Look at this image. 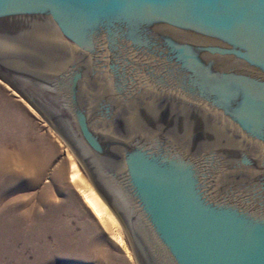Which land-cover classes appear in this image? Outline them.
I'll list each match as a JSON object with an SVG mask.
<instances>
[{
	"label": "water",
	"instance_id": "obj_1",
	"mask_svg": "<svg viewBox=\"0 0 264 264\" xmlns=\"http://www.w3.org/2000/svg\"><path fill=\"white\" fill-rule=\"evenodd\" d=\"M0 78L138 264H264V0H0Z\"/></svg>",
	"mask_w": 264,
	"mask_h": 264
},
{
	"label": "rangeland",
	"instance_id": "obj_2",
	"mask_svg": "<svg viewBox=\"0 0 264 264\" xmlns=\"http://www.w3.org/2000/svg\"><path fill=\"white\" fill-rule=\"evenodd\" d=\"M0 88L20 98L1 78ZM20 99L36 123L27 117L24 127L0 128V156L10 161L0 173V264H138L113 211L109 208L115 221L100 220L70 181L69 164L76 161L80 175L93 185L68 144ZM29 163V175L39 177L28 186L24 168ZM10 216L19 227L6 226Z\"/></svg>",
	"mask_w": 264,
	"mask_h": 264
},
{
	"label": "bare ground",
	"instance_id": "obj_3",
	"mask_svg": "<svg viewBox=\"0 0 264 264\" xmlns=\"http://www.w3.org/2000/svg\"><path fill=\"white\" fill-rule=\"evenodd\" d=\"M10 161H9V159L6 157V158H4V157H1L0 156V173L3 171V170H6V165H7V163H9ZM29 162V160L27 161V163ZM30 165H32L31 163H29V164H26L25 165V171H24V176L26 177V180L27 181H29V184H28V186L29 185H32V184H34L36 181H38V177H39V173H36V174H33V176H31V175H29V171H30V169H31V167H29ZM70 175H69V179H70V181H72V183H73V186H75L78 190H79V192H80V194H81V196H82V198H83V200H84V202L87 204V206L96 214V216L98 217V218H100V220L101 219H103V218H109V219H112L113 221H115L116 219V217H114V214L112 213V211H110V209H109V206L106 204V202L102 199V197L95 191V189L89 184V182H87L81 175H80V172H79V167L77 166V163H76V161H71L70 162ZM8 167H9V165H7ZM15 173H17L16 171H15ZM25 173L27 174V175H25ZM23 175V174H22ZM30 177V178H29ZM43 199V198H42ZM29 200V199H28ZM27 201V200H26ZM34 215V218L35 217H37L38 216V212H32ZM23 214H25L24 215V217L25 218H28V214L29 213H23ZM22 215V214H21ZM14 219H15V217H12V216H10L9 217V220H11L9 223L8 222H6L7 224H6V226H9V227H11V226H13V225H16V226H18L19 227V224L18 223H15L14 222ZM107 220V219H106ZM24 221V220H23ZM18 222V221H17ZM23 224H24V222H23ZM37 226V225H36ZM37 228V227H36ZM26 229V228H25ZM17 230V229H16ZM34 231H35V229H33ZM37 230H39V232H40V230L41 229H37ZM24 231L25 230H23L22 232L21 231H19V233H18V235H20L21 237H23V235H24ZM41 234V233H40ZM29 238H23L22 240H25V241H27ZM30 241V240H29ZM43 245H41V247H42ZM36 247H38V246H36ZM43 249H44V247H43Z\"/></svg>",
	"mask_w": 264,
	"mask_h": 264
},
{
	"label": "crops",
	"instance_id": "obj_4",
	"mask_svg": "<svg viewBox=\"0 0 264 264\" xmlns=\"http://www.w3.org/2000/svg\"><path fill=\"white\" fill-rule=\"evenodd\" d=\"M27 117L31 122L36 123L33 116H28L27 107L20 98L15 95L13 97L9 92L0 88V128H8L11 126H15V128L16 126L24 127L26 122H29Z\"/></svg>",
	"mask_w": 264,
	"mask_h": 264
}]
</instances>
